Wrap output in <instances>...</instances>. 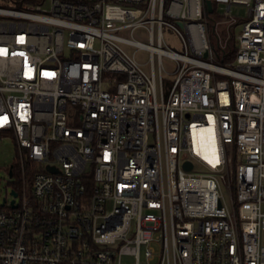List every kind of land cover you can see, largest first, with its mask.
<instances>
[{"label":"built area","instance_id":"obj_1","mask_svg":"<svg viewBox=\"0 0 264 264\" xmlns=\"http://www.w3.org/2000/svg\"><path fill=\"white\" fill-rule=\"evenodd\" d=\"M211 1L0 0V139L19 165L0 264H264V0ZM236 5L237 55L216 62L214 14Z\"/></svg>","mask_w":264,"mask_h":264},{"label":"rangeland","instance_id":"obj_2","mask_svg":"<svg viewBox=\"0 0 264 264\" xmlns=\"http://www.w3.org/2000/svg\"><path fill=\"white\" fill-rule=\"evenodd\" d=\"M232 12L230 14L231 17L237 18V22H229L228 17L225 14L224 10L216 11L217 13L214 14L215 16V22L218 21L219 23H211L210 27V38L212 39L213 49L216 51L220 46L222 48H225L226 41L230 39L231 34L236 37L242 29L243 23L245 19L247 18V8L242 6H233ZM181 30L183 33H185V30L181 27ZM137 38L143 40L144 42H149V39L147 37V34H143L142 32L138 31L136 32ZM164 39L166 41L165 46L167 48H170L174 51L178 52H185V46H184V40L181 37V35L169 28H164ZM234 39V38H233ZM232 40V39H231ZM233 42V41H230ZM126 49L129 53H134V55L137 56V58L146 63L149 59V52L148 50L143 49H136L133 45L126 46ZM191 55L194 53L189 52ZM165 67L167 71L163 73V80L165 84L166 90H169L174 82V79L176 77L175 68L176 63L173 62L172 59L169 57H164ZM216 62H220L216 60ZM159 75V73H158ZM17 158H18V148L16 146V141L10 138H4L0 139V196L3 198L4 196L8 195L11 188L14 185L15 178L12 179L8 175V169L12 165H17ZM196 170H198V167H196ZM223 193L225 196V199L227 201H230L231 199V191L226 186V184L222 185Z\"/></svg>","mask_w":264,"mask_h":264},{"label":"trees","instance_id":"obj_3","mask_svg":"<svg viewBox=\"0 0 264 264\" xmlns=\"http://www.w3.org/2000/svg\"><path fill=\"white\" fill-rule=\"evenodd\" d=\"M230 41H233V42H230ZM237 48H238V39L236 40V37H234L231 34L230 39L226 41L225 48H222L220 46L215 51L217 53V56H218V61H220L221 63L222 62L228 63V62L233 61L237 55ZM15 166H19V165L17 164Z\"/></svg>","mask_w":264,"mask_h":264},{"label":"bare ground","instance_id":"obj_4","mask_svg":"<svg viewBox=\"0 0 264 264\" xmlns=\"http://www.w3.org/2000/svg\"><path fill=\"white\" fill-rule=\"evenodd\" d=\"M207 128L206 127H200L196 129L195 135H196V143L199 146L205 147V145L208 147L210 143H208V137H207V132L205 131Z\"/></svg>","mask_w":264,"mask_h":264},{"label":"water","instance_id":"obj_5","mask_svg":"<svg viewBox=\"0 0 264 264\" xmlns=\"http://www.w3.org/2000/svg\"><path fill=\"white\" fill-rule=\"evenodd\" d=\"M206 4H207V7L209 8V11H213V7H212V1L211 0H206ZM208 53L206 52L205 56H207ZM184 167L187 169V170H191L192 167H193V163L191 161H186L184 163ZM52 170H54L55 168L53 167H50ZM14 195H17L16 191H13L12 192ZM4 203V202H3Z\"/></svg>","mask_w":264,"mask_h":264}]
</instances>
